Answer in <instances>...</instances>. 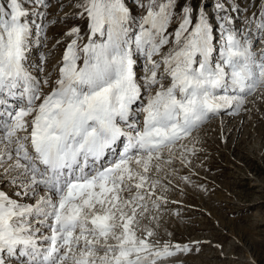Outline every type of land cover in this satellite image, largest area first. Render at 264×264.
<instances>
[{"label": "snow or ice", "instance_id": "1", "mask_svg": "<svg viewBox=\"0 0 264 264\" xmlns=\"http://www.w3.org/2000/svg\"><path fill=\"white\" fill-rule=\"evenodd\" d=\"M131 2L136 15L126 0H76L87 42L70 27L55 78L41 79L29 53L47 40L50 0H0V264H159L199 251L161 240L170 195L179 182L207 191L192 179L204 166L193 134L264 89V0L239 28L247 8L233 0H213L211 15L207 0Z\"/></svg>", "mask_w": 264, "mask_h": 264}, {"label": "rangeland", "instance_id": "2", "mask_svg": "<svg viewBox=\"0 0 264 264\" xmlns=\"http://www.w3.org/2000/svg\"><path fill=\"white\" fill-rule=\"evenodd\" d=\"M75 2L76 0H50L51 6L47 10V40L39 47L34 46L29 53L31 71L33 75L38 72V78L42 79L48 73H52L53 79L55 78L61 57L70 43L68 36H65L70 27L78 25L81 28V35H84L81 46L87 42V22L71 15L76 11L72 8ZM126 2L132 8L133 14H138L131 0ZM199 2L200 0H194L196 4ZM233 2L247 8V11L239 14L240 19L236 21L238 28L243 27L241 20L244 17H251L253 13L259 15L261 0H255V7L251 6L252 0ZM224 3L226 7L229 6V0H224ZM207 11L210 15L214 12L213 0H207ZM66 13L70 15L64 19ZM51 21L56 22L50 23ZM213 22L215 23V20ZM175 27L174 23L169 31H173ZM58 40L61 43L57 44ZM51 44L54 51L45 53L43 47L49 48ZM41 54H44L48 61L51 58L49 65H43V73L39 71ZM45 91L50 89L45 88ZM262 93L264 89L258 90L254 97L248 98V111H241L239 114H231V110L222 112L202 127L205 131L208 126L205 134L210 132L213 138L207 143L197 144V147L203 148L204 151L199 153V160L195 163L203 162L204 166L197 168L199 175L192 179L207 188V191L179 182L181 187H184L183 194L177 190L170 198L183 203L169 204L171 212L165 217L172 236L161 233L162 241L170 239L181 244L199 241V251L194 250L187 255L178 254L160 261L159 264H264ZM181 174L186 175L187 169ZM9 193L11 194L10 189ZM175 212L180 215H173Z\"/></svg>", "mask_w": 264, "mask_h": 264}, {"label": "bare ground", "instance_id": "3", "mask_svg": "<svg viewBox=\"0 0 264 264\" xmlns=\"http://www.w3.org/2000/svg\"><path fill=\"white\" fill-rule=\"evenodd\" d=\"M69 38V42L71 41V37H68ZM68 42V41H67ZM85 43V42H84ZM53 46H52V44L50 45V47L48 48V47H46V46H44L43 47V51L46 53H48L49 51H51V52H53L54 50V48H52ZM43 52V53H44ZM63 53V52H62ZM30 55V54H29ZM61 60H62V57H61ZM51 61V58H50V60L48 61V59H46V61L44 62V64L43 65H49V63H51L50 62ZM50 66H51V64H50ZM137 72H138V74H141L140 73V69H139V67L137 68ZM33 73V72H32ZM36 74V76L38 77V72H36L35 73ZM254 97V96H253ZM230 111V110H229ZM228 116H230V114L228 115ZM242 116V115H241ZM222 117V116H221ZM227 117V116H226ZM212 123V122H211ZM206 125V124H205ZM204 125V126H205ZM210 125L211 124H209V127H210ZM207 128H208V126H206ZM207 128H205V131H206V129ZM203 129V128H202ZM202 129H200L199 130V132H197V133H194L193 135H195V136H198V138H199V140H200V143L199 144H202V143H207L208 141H209V139H212L213 138V136L211 135V133L210 132H206L207 134H205V131H204V129L202 130ZM211 129V128H210ZM185 143H189V141H185ZM189 146H191L190 145V143H189ZM203 146H204V144H203ZM177 166H179V165H177ZM0 172H2V169H0ZM0 186H2V185H0ZM9 191V188L8 189H5V191ZM176 200V199H175ZM176 201H178V203H183V202H181V201H179V200H176ZM173 243H180V242H177L176 240H171ZM188 243H190V242H188ZM181 244V243H180ZM185 244V243H184Z\"/></svg>", "mask_w": 264, "mask_h": 264}]
</instances>
